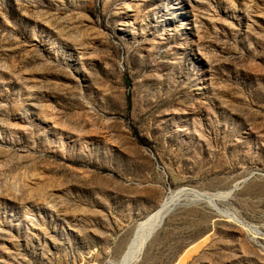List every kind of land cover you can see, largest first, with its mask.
I'll return each mask as SVG.
<instances>
[{
	"label": "rangeland",
	"instance_id": "374dc122",
	"mask_svg": "<svg viewBox=\"0 0 264 264\" xmlns=\"http://www.w3.org/2000/svg\"><path fill=\"white\" fill-rule=\"evenodd\" d=\"M127 263L264 264V0H0V264Z\"/></svg>",
	"mask_w": 264,
	"mask_h": 264
},
{
	"label": "bare ground",
	"instance_id": "6f19581e",
	"mask_svg": "<svg viewBox=\"0 0 264 264\" xmlns=\"http://www.w3.org/2000/svg\"><path fill=\"white\" fill-rule=\"evenodd\" d=\"M180 191V190H179ZM177 193V192H175ZM179 193V192H178ZM183 195V191L181 192ZM179 195V196H182ZM206 196V195H205ZM176 197H178L177 195H170L167 196L166 198H164V200L162 201V203L160 204V206L152 213L150 214L143 222H141L138 227H137V233L139 232V234L136 235L138 236V252L141 251V245L144 242V240H146V238L149 236V234L155 230L156 228L159 227V225L161 224L162 220H164L165 215L173 208L175 207V202H176ZM200 198V197H199ZM180 199V198H179ZM178 199V200H179ZM182 199V198H181ZM202 199V198H201ZM209 200V199H208ZM213 200V199H212ZM211 200V201H212ZM215 200V199H214ZM213 200V201H214ZM217 201V200H216ZM180 202V200H179ZM205 202H207L205 200ZM213 204V203H212ZM216 204V203H215ZM212 207V206H211ZM225 215V214H224ZM136 241V240H135ZM134 247V245H132ZM143 247V246H142ZM135 249V247H134ZM143 250V249H142ZM132 251V250H131ZM136 251V250H135ZM128 252V251H127ZM129 253V252H128ZM128 255V254H127ZM136 256V255H135ZM138 256V255H137ZM126 257V256H124ZM134 257V256H133ZM127 258V257H126ZM124 259V258H123ZM131 260V259H128ZM127 260H124V262ZM133 263V260H131ZM130 261V262H131ZM130 264V263H127Z\"/></svg>",
	"mask_w": 264,
	"mask_h": 264
},
{
	"label": "water",
	"instance_id": "95a60500",
	"mask_svg": "<svg viewBox=\"0 0 264 264\" xmlns=\"http://www.w3.org/2000/svg\"><path fill=\"white\" fill-rule=\"evenodd\" d=\"M175 206H176V203H175ZM174 209V207L166 214V216ZM165 216V217H166ZM163 221V220H162ZM162 223V222H161Z\"/></svg>",
	"mask_w": 264,
	"mask_h": 264
}]
</instances>
